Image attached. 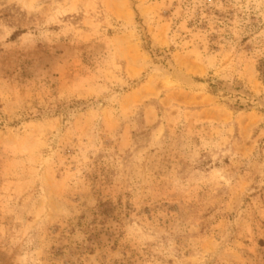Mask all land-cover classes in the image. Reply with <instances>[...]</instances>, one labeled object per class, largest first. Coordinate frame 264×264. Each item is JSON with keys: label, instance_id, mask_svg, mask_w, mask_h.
<instances>
[{"label": "rangeland", "instance_id": "1", "mask_svg": "<svg viewBox=\"0 0 264 264\" xmlns=\"http://www.w3.org/2000/svg\"><path fill=\"white\" fill-rule=\"evenodd\" d=\"M0 264H264V0H0Z\"/></svg>", "mask_w": 264, "mask_h": 264}, {"label": "trees", "instance_id": "2", "mask_svg": "<svg viewBox=\"0 0 264 264\" xmlns=\"http://www.w3.org/2000/svg\"><path fill=\"white\" fill-rule=\"evenodd\" d=\"M260 71V70H259Z\"/></svg>", "mask_w": 264, "mask_h": 264}]
</instances>
